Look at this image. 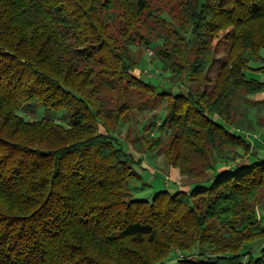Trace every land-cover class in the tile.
Here are the masks:
<instances>
[{
	"label": "trees",
	"instance_id": "obj_1",
	"mask_svg": "<svg viewBox=\"0 0 264 264\" xmlns=\"http://www.w3.org/2000/svg\"><path fill=\"white\" fill-rule=\"evenodd\" d=\"M153 44L179 90L136 74L133 46ZM262 48L264 0H0V264H264V157L228 128L238 91L260 103L247 70ZM133 88L167 102L161 153L190 190L133 198L143 157L114 134ZM35 105L70 110L68 126L19 113Z\"/></svg>",
	"mask_w": 264,
	"mask_h": 264
},
{
	"label": "rangeland",
	"instance_id": "obj_2",
	"mask_svg": "<svg viewBox=\"0 0 264 264\" xmlns=\"http://www.w3.org/2000/svg\"><path fill=\"white\" fill-rule=\"evenodd\" d=\"M150 2L155 8L161 7L170 9L175 4L176 0H150ZM164 16L169 18V16L166 14ZM148 24L150 26H154V23L150 18H148ZM153 35H158V32L153 31ZM161 42L162 40L158 41V43ZM155 45L156 44H153L149 48L143 46L139 48L136 45L133 46L134 54L137 57L138 61V70L136 71V74L138 75L142 73L145 80L150 81L154 84H158L160 88L172 87L173 90H179L180 83L176 84L171 80V70L167 68L164 61H161L158 58ZM225 50L226 47L223 45H220L218 47L216 53V62L210 68L209 73L214 74L217 72L224 59ZM248 71L249 69L247 70V72ZM131 95L132 100L135 102V107L132 109L127 119L121 122V124L117 127V129L114 131V134L116 137H118L121 145H123L125 149L130 150L137 157H143V163L135 167L137 176L131 180L130 184L133 198L152 199L158 191L169 190L170 188L173 189L170 191L175 192L177 191L175 189H178L179 187L176 186L177 183L175 182V176L171 171L172 167L168 164L164 153H161V148L164 149L169 140V133L167 132V130H163L160 128V124L162 123V120L166 113L167 102H162L161 100L147 101L149 95L140 92L135 88H133V90L131 91ZM243 98L244 96L242 95V93L238 91L234 99L235 106L237 107L235 110V120L232 125L228 126V128H233L235 125H238L239 122H241L239 113L243 103ZM140 101H143V104H139ZM145 101L146 103L144 104ZM260 109H262L260 110V112H263V114L259 122L264 125V106H260ZM19 113H21L26 119L43 118L44 116L52 119L55 118L58 122H61L66 126H68V117L70 118L72 115V112L68 109H63L59 112H48L41 105H35L33 110H20ZM239 127L243 130V132L237 130L236 127V130H234L244 136L247 135V127ZM102 130L104 131L103 128ZM256 130V136L258 137L257 141L261 142L260 145L262 144L261 146H259L261 150L260 155L264 156V140H260V136L262 135V133L264 134V131H261L259 129ZM157 135H161L164 142L155 146L154 151L142 149L133 142V140H136L137 137L140 138L142 136H146L149 138L151 136ZM158 150L160 152H158ZM240 156L241 155H239L238 157ZM253 158L254 156L251 155V159ZM224 161H227V159ZM166 165L169 167H167ZM232 170L235 169L233 168ZM208 174H210V171L208 172ZM203 180H205L203 181V183L205 184L210 183V180ZM257 212L259 216L261 215V217H264V199L257 206ZM263 246L264 239L258 240L253 244V248L257 251H259ZM177 256L178 255L175 251L173 253V258L175 259L170 261L169 264H177Z\"/></svg>",
	"mask_w": 264,
	"mask_h": 264
},
{
	"label": "crops",
	"instance_id": "obj_3",
	"mask_svg": "<svg viewBox=\"0 0 264 264\" xmlns=\"http://www.w3.org/2000/svg\"><path fill=\"white\" fill-rule=\"evenodd\" d=\"M260 56L261 58L260 59H256V58H253L252 61H251V67L252 69L249 70L247 72L248 76L249 77H254L258 80H261L264 82V69H258V68H261L264 66V48L261 49L260 51ZM249 97H252L254 98L255 100H258L260 101L259 104L257 105H251L249 103L246 102L245 98L243 99V103H242V106H241V110H240V113H239V117H240V120L241 123L240 126H244V127H247L249 132L252 133V137L251 138H247L251 143H252V150L250 152V155L252 156H259V157H264L262 155H260L261 153V150L259 148L260 143L261 142H258L257 139L258 137L256 136V132L257 130L256 129H259L261 131H264V125H262L259 121L262 117V114L263 112H260V106H264V90L255 94V95H251ZM257 108V109H256ZM261 128H259V127ZM243 132V131H241ZM246 137V135H245ZM261 139L260 140H264V134L262 133V135L260 136ZM255 140V142H254ZM263 149V148H262ZM264 150V149H263ZM241 149H239L238 152H240ZM236 160L239 161V162H245V161H248L249 160V155H243L242 157H238V155H236ZM167 166V165H166ZM224 165L222 164L220 166V169H223ZM169 167V166H167ZM171 171L173 172V175L175 176V182L177 183L176 186L179 187L178 189H175V190H185V191H188L190 190L193 185L195 183L198 182L197 179H192L190 177H187L183 174H181L179 172L178 169L172 167ZM213 173L210 172V174H208L207 176H211ZM169 186V185H168ZM169 190H173L172 188H170ZM261 216V215H260ZM263 220H264V217H262Z\"/></svg>",
	"mask_w": 264,
	"mask_h": 264
},
{
	"label": "built area",
	"instance_id": "obj_4",
	"mask_svg": "<svg viewBox=\"0 0 264 264\" xmlns=\"http://www.w3.org/2000/svg\"><path fill=\"white\" fill-rule=\"evenodd\" d=\"M152 53H153V52H152ZM237 130L243 131V130H242V129H240V128H238ZM246 132H247V133H246L247 135H246V137H245V138H246V139H247V138H251V137H252V133H251V132H249V130H246Z\"/></svg>",
	"mask_w": 264,
	"mask_h": 264
}]
</instances>
